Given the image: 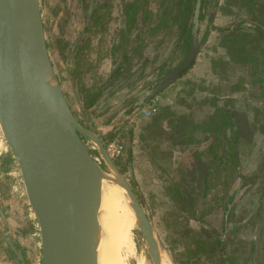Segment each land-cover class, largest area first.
Masks as SVG:
<instances>
[{"label":"rangeland","instance_id":"rangeland-1","mask_svg":"<svg viewBox=\"0 0 264 264\" xmlns=\"http://www.w3.org/2000/svg\"><path fill=\"white\" fill-rule=\"evenodd\" d=\"M248 1L251 0H210L203 14L205 19L212 15V19L201 23V28L206 26L207 32L198 52V54L201 53L203 59L202 78L196 81L182 78L195 63L194 60L186 72L178 78L179 80H175L153 95L158 97L161 106L168 105L177 113H190L191 116L194 114V119H200L199 117L211 113V104L214 99L218 105L227 104L235 113L239 125V168L243 175L249 176L246 182L242 180L234 185L230 184L226 192L223 190L225 174L217 168V171L207 176L206 189L201 196L194 159L200 155L203 161H208L207 146L212 140L211 137L206 139L198 136L200 140L196 143H178L174 146L169 141H162L158 145V151L150 152L147 151L142 140L144 120L139 121L137 125L129 123L134 113L120 122L113 131L99 128L105 117L112 114L119 104L105 110V116H102V119L93 120L94 115L116 100L118 93L110 92L102 95L101 98L105 100L103 106L83 110L86 113L84 117L88 125L104 144L114 137L117 130H121L120 136L125 144V151L121 158L114 161L120 170L124 168L123 175L158 232L173 264H223L216 253L208 255L203 251L200 240L206 237H210L209 240L217 237L224 239L223 249L236 257L235 264H264V91L262 89L264 83L255 81L261 75L255 72L253 64L239 66L228 63L212 66V62L225 59L222 37L237 34L234 28L247 20V14L242 13L239 7H244ZM158 13H160V8ZM213 27H228V31L218 32ZM45 34L50 56L65 95L75 114L80 117L81 113L76 107L78 103L72 101L68 82L70 81L73 85L76 97L80 94L77 89L79 83L95 90L104 80L97 75L100 61L97 58H90L85 51L76 57L70 55L64 59L52 49L54 37L47 27ZM141 38L144 45L141 48V57H148L149 60L152 59V62L147 63L140 81L136 84L137 87L142 84V81L152 80L184 60L183 50L177 46L176 27L162 28L154 34L149 31V28L145 31L142 29ZM261 49L262 46L259 44L254 47V55H261ZM128 53L134 56L133 51L128 50ZM215 68H217L216 72ZM187 89H194L195 94L192 92L186 97ZM121 100L123 99L120 98V102ZM187 101L191 102L188 108L185 106ZM78 106L82 111L80 104ZM226 132L230 134L229 129ZM111 134L112 137H110ZM87 144L91 146L90 143ZM4 151L11 153L0 131L1 154ZM169 151L171 155L165 153ZM8 178L13 185L15 182L18 183L16 185L22 192L26 212L37 228L35 216L30 210L24 193L18 166ZM176 189L185 197L194 196V203L186 201L184 204L173 201L170 195L175 193ZM225 192L224 202H217L216 197L224 195ZM230 195H232L231 199ZM228 197L232 200V208L228 223L224 226L223 211ZM191 206L195 207L198 212L193 213ZM133 239L134 252L128 257L127 264H140V259L143 260L141 264H151L148 251L136 225ZM197 246L200 247L199 251L196 253L190 251ZM36 254L39 259L40 248L36 249Z\"/></svg>","mask_w":264,"mask_h":264},{"label":"water","instance_id":"water-1","mask_svg":"<svg viewBox=\"0 0 264 264\" xmlns=\"http://www.w3.org/2000/svg\"><path fill=\"white\" fill-rule=\"evenodd\" d=\"M199 8L200 0H196L185 59L155 77L126 105L116 107L99 128L122 122L192 65L206 33L200 26ZM248 30L255 32L254 28ZM137 74L124 81L116 92L133 82ZM68 84L75 102L80 104L71 82ZM101 101L100 96L97 104ZM119 102L116 99L106 110ZM0 131L17 163L28 205L37 222L40 264H99L103 237L99 215L107 184L121 190L134 214L151 264H173L104 143L83 113L78 117L73 111L50 56L41 0H0ZM87 143L98 158L91 154ZM202 182L200 178L199 185ZM230 204L229 200L225 213ZM6 240L10 243L11 237L6 236ZM10 245L15 259L22 263V253Z\"/></svg>","mask_w":264,"mask_h":264},{"label":"trees","instance_id":"trees-1","mask_svg":"<svg viewBox=\"0 0 264 264\" xmlns=\"http://www.w3.org/2000/svg\"><path fill=\"white\" fill-rule=\"evenodd\" d=\"M210 0H202L201 7L205 8L209 4ZM195 0H161L159 3L160 16L158 18L157 25L152 28L154 31L162 28L174 26L177 28V44L183 50V59L189 52V46L191 41V16L194 9ZM131 13H129L128 27H132L136 19L133 18L135 8L129 6ZM240 11L247 14L246 21L237 25L234 29L237 31L235 35H224L222 37V46L225 49V59L212 62V66L217 64L225 65L232 63L234 65H254L255 72L261 76L255 81L258 83H264V0H251L246 3L244 7H239ZM146 18L150 19L151 12L145 11ZM203 19V14H200V20ZM212 19V15L209 16L208 21ZM149 20L147 22H151ZM146 23V20L143 21ZM246 23V24H245ZM247 25V29L244 28ZM218 32L228 31V27H213ZM254 28L255 32H251L248 29ZM151 29V30H152ZM262 46L260 50L261 55H254L253 49L257 45ZM187 70V69H186ZM186 70L184 72H186ZM217 68H215V72ZM184 72L182 74H184ZM79 82V81H78ZM77 86L81 96L79 97V103L81 108L89 109L96 105L101 95V87L92 90L86 87L84 84L79 83ZM73 86V85H72ZM74 88V87H73ZM264 91V85L262 84ZM194 89L186 90L185 96L191 95ZM193 94V93H192ZM196 96V95H195ZM191 98V97H190ZM193 104V103H192ZM213 104V105H212ZM211 113L207 116L203 115L200 119H194L193 116L187 113H177L171 109L168 105L160 106L158 112L151 118L144 121L142 140L145 143L147 151H158V145L162 141H169L172 146L178 143L192 144L198 142L199 137L203 136L206 139L211 137V141L207 146V154L209 155L208 161L205 162L198 155L195 158L196 163H200L206 167V176L213 171L223 172V190L227 192V189L234 185L237 181L244 180L245 182L249 176L243 175L240 172L239 162V136L240 130L236 120L235 113L227 106V104L218 105L216 100H212ZM188 108L191 106V102L185 103ZM230 130L228 135L226 130ZM113 135L111 134L110 137ZM202 138V137H201ZM171 155V151L165 152ZM214 164V166H213ZM215 167V168H214ZM122 173L124 168L120 170ZM250 182V181H249ZM231 184V185H230ZM230 185V186H229ZM178 188V186H176ZM170 188V187H168ZM217 196V202H224V196ZM173 201L183 202L186 201L194 203V196H184L176 192L170 195ZM192 212H198L197 209L191 206ZM230 214V212H229ZM141 236V235H140ZM210 237H206L200 240L203 247V251L208 255L214 253V249L220 246V237L209 240ZM222 249V248H221ZM200 250L197 246L190 251L196 253ZM226 252V251H225ZM222 256V255H221ZM221 256L220 259H221ZM224 259H228L232 263V256L229 258L223 256Z\"/></svg>","mask_w":264,"mask_h":264},{"label":"flooded vegetation","instance_id":"flooded-vegetation-1","mask_svg":"<svg viewBox=\"0 0 264 264\" xmlns=\"http://www.w3.org/2000/svg\"><path fill=\"white\" fill-rule=\"evenodd\" d=\"M159 3L160 0H41V15L44 30H46L47 27L48 30L53 33L54 39L52 43V49L57 53V55H61L65 59L70 55L76 57L80 55L81 52L85 51L89 55L93 54L94 56H92V58L99 59L100 66L102 64H105V61H107L106 66H108V71L106 72V74H104V77L101 76L102 78H104V80L103 83L99 86L101 87L100 96L109 94L110 92L112 94L118 93V97H116V99L124 97V99L119 103V106H122L126 105L125 103L127 101L133 100L135 94L153 80L146 79L144 82L142 81V84H140L138 87L136 86V84L141 79L143 71L147 67V63L152 62V59L149 60L148 57H141V48L142 46H144L141 41L142 29L145 31V29L149 28V31L152 34L158 31H154L152 28L157 25L158 18L160 16V13H158ZM195 4L196 0L194 2V9ZM201 5L202 0H200L199 8L200 26L202 21L208 22V18L209 16H211L209 15L207 19H205L206 17L203 14L204 8L201 7ZM129 6H133V8H135L133 18L136 19L135 24L130 28L128 27V20L130 19L129 13H131ZM194 9L190 19L191 35ZM145 11L151 12L150 19L146 18ZM201 13L203 14L202 20H200ZM144 19L146 20V23L143 22ZM149 20L152 21L147 22ZM204 27L207 32L206 26ZM97 47L100 49V51ZM128 50L134 52L133 57L129 55ZM136 72H138V74L137 77H134L135 79L133 80V82L124 87V89H122L120 92H116L121 87L123 82L136 75ZM182 73L177 77V79L183 75ZM130 86L131 88H129ZM135 86L136 88H134ZM140 109L141 108L137 109L134 114L137 113ZM120 111L123 112V110ZM118 125L119 124L111 123L109 125H104L102 129L113 131L118 127ZM87 147L91 154L95 158H98L97 154L94 150H92L91 146L87 144ZM194 165L199 176V193L202 196L206 189V167H204V165L200 163H196L195 159ZM200 178H202L203 181L202 185H199ZM232 195H230V199L232 198ZM231 201L232 200H230V202ZM228 202L229 197L227 198L225 209L228 205ZM231 208L232 203L227 208L228 210L226 211V213L225 209L223 211L224 226L228 223L227 221ZM2 235V243L4 247H6V251L11 261L14 264H28L24 253L16 245L15 238L10 236L9 234ZM6 236L11 237L10 243L15 247V249L19 250L22 253V263H19L15 259L14 253L11 250V245L6 240ZM220 240V246L213 251L219 256L222 255L220 259L222 261L223 256L229 258V256L232 255L224 251L222 245L224 243V239L220 238ZM232 258V263L228 259H224L223 264H235L236 257L232 256ZM38 264H40V258Z\"/></svg>","mask_w":264,"mask_h":264},{"label":"crops","instance_id":"crops-1","mask_svg":"<svg viewBox=\"0 0 264 264\" xmlns=\"http://www.w3.org/2000/svg\"><path fill=\"white\" fill-rule=\"evenodd\" d=\"M200 54L201 53L197 55L195 63L182 78H187V80L191 81L200 80L202 78L204 67H202L203 59ZM92 56L94 55L90 54V58H92ZM106 65L107 61L101 66L99 64L97 75L104 77V74L108 71ZM193 94H195L194 90ZM80 96L81 94H77L78 99H80ZM72 101L75 102L73 96ZM104 101L105 100L102 98V101L93 107L98 108L100 105L103 106ZM76 107L79 113H81L79 115L80 117L82 113L83 115L86 114L83 112V109L81 111L78 104ZM105 110L106 107L101 109L93 118L104 117ZM16 166L17 164L12 153H6V151H4V153L1 154L0 152V264H14L6 251V247H4L2 243V234L4 233L15 238L16 245L24 253L28 264H37L39 261L38 255L36 254V249L39 248L38 232H36L38 228H36V224L26 212V207L22 199V192H20L17 186L18 183L15 182V185L17 184L15 186L12 182H9L8 178L10 174H13ZM1 215H3L4 219H2Z\"/></svg>","mask_w":264,"mask_h":264},{"label":"bare ground","instance_id":"bare-ground-1","mask_svg":"<svg viewBox=\"0 0 264 264\" xmlns=\"http://www.w3.org/2000/svg\"><path fill=\"white\" fill-rule=\"evenodd\" d=\"M99 220L103 237L99 264H127L134 252L135 217L117 185L103 188ZM142 259L139 263H142Z\"/></svg>","mask_w":264,"mask_h":264},{"label":"built area","instance_id":"built-area-1","mask_svg":"<svg viewBox=\"0 0 264 264\" xmlns=\"http://www.w3.org/2000/svg\"><path fill=\"white\" fill-rule=\"evenodd\" d=\"M160 106V101L157 96L150 97L149 100L141 107V109L131 116L129 123L137 125L139 121H145L151 118L158 112ZM120 131L121 130H117L114 137L104 144L107 154L113 160L121 158L125 151V144L121 139Z\"/></svg>","mask_w":264,"mask_h":264}]
</instances>
